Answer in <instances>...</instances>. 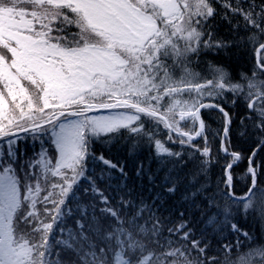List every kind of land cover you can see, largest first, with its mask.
<instances>
[{
  "label": "snow or ice",
  "instance_id": "1",
  "mask_svg": "<svg viewBox=\"0 0 264 264\" xmlns=\"http://www.w3.org/2000/svg\"><path fill=\"white\" fill-rule=\"evenodd\" d=\"M0 264H264V0H0Z\"/></svg>",
  "mask_w": 264,
  "mask_h": 264
},
{
  "label": "trees",
  "instance_id": "2",
  "mask_svg": "<svg viewBox=\"0 0 264 264\" xmlns=\"http://www.w3.org/2000/svg\"><path fill=\"white\" fill-rule=\"evenodd\" d=\"M215 127V126H214ZM238 175H239V173H238Z\"/></svg>",
  "mask_w": 264,
  "mask_h": 264
}]
</instances>
